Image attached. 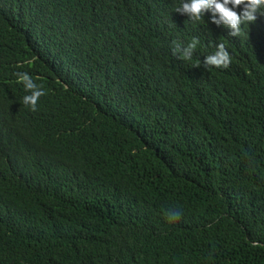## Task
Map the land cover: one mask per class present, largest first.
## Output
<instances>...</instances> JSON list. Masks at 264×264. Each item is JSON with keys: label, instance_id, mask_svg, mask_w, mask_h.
I'll return each instance as SVG.
<instances>
[{"label": "trees", "instance_id": "trees-1", "mask_svg": "<svg viewBox=\"0 0 264 264\" xmlns=\"http://www.w3.org/2000/svg\"><path fill=\"white\" fill-rule=\"evenodd\" d=\"M179 3L0 0V264H264V15L230 36Z\"/></svg>", "mask_w": 264, "mask_h": 264}, {"label": "clouds", "instance_id": "clouds-1", "mask_svg": "<svg viewBox=\"0 0 264 264\" xmlns=\"http://www.w3.org/2000/svg\"><path fill=\"white\" fill-rule=\"evenodd\" d=\"M31 8L34 7L30 4ZM242 12L235 9L241 7ZM63 11L66 12L64 8ZM87 7L80 15H84L88 20L85 24L74 23L69 21L65 15L58 13L57 19L60 21L62 28L60 31L67 35H76L77 37H87L91 35L89 23H91L92 15H89ZM176 12L187 14L189 20L199 21L204 18V14L208 11L212 13V22L219 25L223 23L230 29V36H240L242 34V25L254 23L257 20V13L264 15V0H181ZM73 16V17H78ZM7 27L0 28V47L7 50V40L9 36ZM198 40L193 39L186 47H182V42L174 41L172 54L179 56L183 60H191L193 53L197 47ZM217 51L212 55H207L203 61L204 67L215 66L217 68H228L231 64V55L223 43L216 45ZM199 66V65H196ZM14 75L18 78V82L24 85L27 93L23 97V104L29 106L31 111H37V105L42 96L47 93L42 85H38L27 72H16ZM165 215L170 222L177 221L181 217V210L170 212L165 210Z\"/></svg>", "mask_w": 264, "mask_h": 264}]
</instances>
